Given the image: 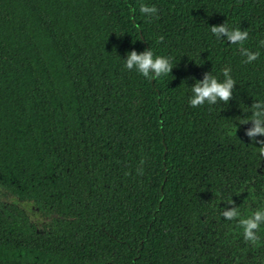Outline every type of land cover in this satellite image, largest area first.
Listing matches in <instances>:
<instances>
[{
    "label": "trees",
    "instance_id": "trees-1",
    "mask_svg": "<svg viewBox=\"0 0 264 264\" xmlns=\"http://www.w3.org/2000/svg\"><path fill=\"white\" fill-rule=\"evenodd\" d=\"M262 40L264 0H0V264H264L240 226L264 208ZM149 47L171 73L124 68ZM225 68L231 99L191 107Z\"/></svg>",
    "mask_w": 264,
    "mask_h": 264
},
{
    "label": "clouds",
    "instance_id": "clouds-1",
    "mask_svg": "<svg viewBox=\"0 0 264 264\" xmlns=\"http://www.w3.org/2000/svg\"><path fill=\"white\" fill-rule=\"evenodd\" d=\"M139 11L146 17H154L158 13V8L154 5L141 4ZM210 32L219 39L221 36L226 37L230 44L242 43L248 38V31L240 28L230 27L226 22L219 25L209 26ZM264 46V40L260 41ZM187 55V54H185ZM241 55L245 57L243 63L255 61L259 55L256 51L243 49ZM124 68L132 71L135 70L139 75L146 79L156 80L172 72L174 68L171 63V57L154 55L151 47L144 51H128L125 54ZM235 81L230 75V69H223V79L218 80L210 72L204 74L202 80L198 79L188 87L191 95L188 97V103L195 108L202 105H212L217 101L227 103L233 96ZM251 122L253 125L247 130L249 137L264 136V101L254 102L251 107ZM264 145V141L260 142ZM228 218L237 215L235 210H229L224 213ZM264 224V208H258L251 212L247 217L240 218V226L245 240L255 242L257 240V230Z\"/></svg>",
    "mask_w": 264,
    "mask_h": 264
},
{
    "label": "rangeland",
    "instance_id": "rangeland-1",
    "mask_svg": "<svg viewBox=\"0 0 264 264\" xmlns=\"http://www.w3.org/2000/svg\"><path fill=\"white\" fill-rule=\"evenodd\" d=\"M264 177V175H262ZM12 199L11 195L8 194L7 192H4L3 196L0 197V201L6 202V201H10ZM20 203V205H24L26 207V209L28 210V212L33 216V208L32 207V203L29 201H18ZM34 219L36 218V216L33 217Z\"/></svg>",
    "mask_w": 264,
    "mask_h": 264
},
{
    "label": "flooded vegetation",
    "instance_id": "flooded-vegetation-1",
    "mask_svg": "<svg viewBox=\"0 0 264 264\" xmlns=\"http://www.w3.org/2000/svg\"><path fill=\"white\" fill-rule=\"evenodd\" d=\"M262 166H261V173H264V157H263V161H262Z\"/></svg>",
    "mask_w": 264,
    "mask_h": 264
}]
</instances>
